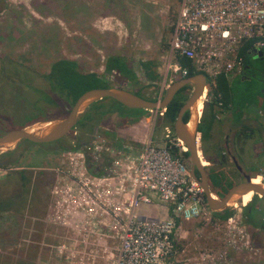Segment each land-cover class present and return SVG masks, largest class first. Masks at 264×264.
Returning a JSON list of instances; mask_svg holds the SVG:
<instances>
[{
  "label": "rangeland",
  "instance_id": "374dc122",
  "mask_svg": "<svg viewBox=\"0 0 264 264\" xmlns=\"http://www.w3.org/2000/svg\"><path fill=\"white\" fill-rule=\"evenodd\" d=\"M147 1L158 9L149 7L147 12L143 10V26L145 30L153 29L154 32L141 34L120 30L123 38L119 41L118 46L133 69L138 83L128 85L121 80L119 84L131 92H139L145 97H153L164 80L165 62L179 0ZM161 3L163 4L161 5ZM70 5L67 0H0V56L5 67L4 73L11 77L9 85L4 81L0 82V93L3 94V105H0L2 107L0 111L6 110L4 106H7L6 99L10 96L8 93L11 91L19 90L20 97L23 99L20 117L9 118L0 112V123L4 122L9 130L18 128L29 121L66 116L72 104L65 101L57 92L50 94L48 83L43 78V75L48 73L50 65L56 60H72L82 71L103 75L111 86L118 81L117 78L104 73L107 56L115 52L108 49L106 44L110 40L115 41L114 33L98 34L97 36L88 33L90 16L86 17L85 31L83 33L78 31L76 19L74 18L73 22H70V18L76 13ZM117 23L116 28L121 29L122 26L119 25L122 24L118 19ZM70 26H74V28H70ZM245 59L247 77L229 81L231 114H226L221 121L216 122L217 127L220 125L219 128H214L211 131L209 143H217L220 147L223 146L221 147L223 150L227 149L226 146L224 149L223 143L227 142L228 137L232 135V131L225 129L226 122L238 121L244 114H249L256 122L264 121V115L257 112L258 107L264 105V81L260 74V69L264 68V61L252 54H247ZM146 60L153 64L158 78L150 80L146 77L142 68V63ZM166 82L168 80H165ZM191 90L192 86L189 85L187 97ZM44 94H49V99L45 98ZM15 103L18 101L15 100ZM10 111L12 110L10 109ZM155 111L156 109H130L111 98H104L102 101L96 102L95 105H90L80 115L78 124L63 138L49 143H33L22 140L15 148L0 152V160L9 159L8 166L27 171L28 175L32 176V184L36 183L37 185L39 182L37 179L41 180V184L37 186L36 195L42 199L40 204L30 207L33 198L31 196L30 204L28 201V206L21 212L14 211L12 214L0 215V264L41 263V259L37 255V247H30L24 256V251L17 249V243L21 236L20 233L24 231L23 227L29 225L28 216L37 217L43 214L54 176L51 169L58 163L60 155L65 150H78L71 147H78L80 143L86 142V146L82 149L86 151L87 155H91L93 158L96 155L104 158L106 162L112 159L114 166L117 167L120 156H137L150 131L153 130L152 137L155 140L167 133L171 138L174 137L172 123L167 122L163 115H159V111L154 118ZM89 135L93 136L91 140ZM114 147L124 148V151L121 150L119 155H114L112 158V148ZM228 152L226 151L225 154L230 160L228 159L225 169L235 176L237 182H240L244 179L243 174H248V172L237 160V164L241 167L239 171L231 161ZM210 154L213 155L212 152ZM181 156L189 167L190 162L187 156L183 157L182 154ZM202 157L204 158L203 155ZM207 163L206 166L209 165V162ZM96 165L104 172L112 168V166L106 167L105 163ZM4 173L0 170V176ZM260 178L264 183V173L260 174ZM31 187L30 194H33L34 186ZM0 193L7 196L12 192L10 189H5ZM242 206L244 205L232 206L230 208L233 210L232 215L239 223L238 225L248 232L253 247L258 248L259 253L256 257L252 255L255 257L254 260H247V256L242 251L229 250V257L238 263L245 261L247 264H264V229L252 228L242 222ZM159 207L153 208L159 209ZM146 213L161 216L154 210L146 211ZM3 217L6 218L2 219ZM181 224V229L187 231L186 238L182 244H179L177 251L182 257L191 259L193 263L210 264L206 260H201V257L204 258L210 254L214 256V264L222 263L217 259L227 248L225 245L227 231L224 220L212 217L209 220H195ZM40 252L41 258L44 259L47 251L42 249Z\"/></svg>",
  "mask_w": 264,
  "mask_h": 264
},
{
  "label": "built area",
  "instance_id": "2783aa9c",
  "mask_svg": "<svg viewBox=\"0 0 264 264\" xmlns=\"http://www.w3.org/2000/svg\"><path fill=\"white\" fill-rule=\"evenodd\" d=\"M247 42L251 50L264 51V0H181L156 98L175 78L188 75L189 68L181 63L187 58L206 77L198 101L202 110L212 100L217 77L243 67L240 50ZM164 111L156 109L154 118ZM152 133L137 156H120L119 166L102 174L90 172L85 150H65L51 169L44 212L28 216L17 249L26 256L30 247H37L40 264H202L177 252L187 232L181 223L214 216L202 187L188 174L182 142L168 133L155 140ZM158 206L167 208L164 216L146 213ZM224 221L227 248L217 260L247 264L230 258L229 250L254 260L259 249L248 232L232 214ZM42 249L47 251L44 259ZM201 260L215 263L210 254Z\"/></svg>",
  "mask_w": 264,
  "mask_h": 264
},
{
  "label": "trees",
  "instance_id": "16d2710c",
  "mask_svg": "<svg viewBox=\"0 0 264 264\" xmlns=\"http://www.w3.org/2000/svg\"><path fill=\"white\" fill-rule=\"evenodd\" d=\"M251 53L250 42H247L240 50V55L243 57L244 63H246L245 56ZM181 63L184 66L189 68L188 75H194L198 72H195L191 65V61L187 58H182ZM142 68L146 77L150 80H154L158 78L157 73L153 69V64L151 62L142 63ZM104 73L106 75H111L112 77L117 78L118 80L114 87L126 88L124 86H120L119 82L122 80L125 83L134 84L138 83L136 75L129 65L127 59L120 55H110L106 58L104 63ZM47 83L49 84L52 91L59 93V95L70 104H73L77 97L83 93L84 91L96 88V87H110L111 85L108 83L107 78L103 75L94 73V72H85L78 68L76 62L68 59H59L52 63L50 67L49 73L45 76ZM189 85L184 86L180 89L176 95L174 96L171 103L165 108L163 113V118L167 120L169 123H173L176 114L182 105V103L187 99V90ZM127 89V88H126ZM230 85L226 80L225 75L221 74L217 77L216 87L213 91L212 100L209 102L208 106L206 105L201 113L200 122L198 124V131L200 133V149L204 158L209 162V165L206 166L207 176L210 184L211 192L218 198H222L225 194L235 185L237 181L235 176L225 169V166L228 163V156L225 154V150L221 148L217 143L210 144L211 138V129L213 123L216 121V114L219 112L217 109L218 102H222L219 108H223L230 102ZM135 93V92H134ZM144 98L156 100V95L153 97H145L139 92H137ZM136 93V94H137ZM137 94V95H138ZM45 98L49 99V96L46 95ZM264 100V99H263ZM102 101V100H101ZM100 101H97V103ZM96 102L92 105H95ZM120 104V103H119ZM124 109V108H121ZM125 110V109H124ZM143 110V109H139ZM258 110L264 111V105L258 107ZM138 111V110H137ZM48 119V118H42ZM183 119L185 121L188 120V113L184 114ZM34 120V119H33ZM40 120V119H38ZM36 121V120H34ZM34 121H29L21 126H25ZM20 126V127H21ZM248 136L247 133L244 134L246 138ZM246 139L243 141L244 144ZM72 149L78 147H71ZM242 150V146L240 147ZM213 153V155L210 154ZM183 157L187 156V151L182 153ZM87 161L89 165V170L95 174H102L103 171L95 165V160L91 157V155L87 156ZM207 163V162H206ZM208 164V163H207ZM251 172H249L251 177H260L257 176L261 174L256 165H252L250 167ZM20 181L21 186L25 189L23 190L22 200L23 201L19 207H16L14 211L21 212L24 208L28 206L29 198L32 196V204L29 205L32 207L33 205H38L41 203V197L36 195L37 186L41 184V180L37 179L36 183L32 184V176L25 174L24 171H20ZM34 186L32 189V193L30 194L31 186ZM253 195V196H252ZM252 197V198H251ZM249 199V201H248ZM248 201V203H247ZM31 201H29L30 204ZM243 203H247L241 208V218L242 222L248 224L252 228H257L259 230L264 229V198L258 197L256 194L248 195L243 201ZM240 205H243L242 203ZM232 209H227L222 212H212L214 217H217L221 220H226L231 214Z\"/></svg>",
  "mask_w": 264,
  "mask_h": 264
},
{
  "label": "water",
  "instance_id": "95a60500",
  "mask_svg": "<svg viewBox=\"0 0 264 264\" xmlns=\"http://www.w3.org/2000/svg\"><path fill=\"white\" fill-rule=\"evenodd\" d=\"M251 53L256 57L264 58V51L252 49ZM186 85H191L192 90L180 106L172 127L177 139L187 148V159L190 162L188 174L202 187L209 209L212 212H222L230 209L235 202L248 192H253L258 197L264 198V183H253L252 177L248 174H245L244 179L237 182L222 198L216 197L211 192L206 165H203L200 159V155H203L200 149V133L198 131L201 111H198L197 106L206 85V77L200 72L172 81L167 86L162 98L156 100L147 99L126 88L114 86L88 89L77 97L66 116L36 120L1 134L0 152L13 149L22 140H28L33 143H49L63 138L77 124L80 115L90 105L104 98H111L130 109L165 110L176 93ZM186 112L188 113L187 121L183 119ZM204 160L207 161L205 158ZM232 162L240 171L241 167L235 159L232 158Z\"/></svg>",
  "mask_w": 264,
  "mask_h": 264
},
{
  "label": "crops",
  "instance_id": "0c3cea01",
  "mask_svg": "<svg viewBox=\"0 0 264 264\" xmlns=\"http://www.w3.org/2000/svg\"><path fill=\"white\" fill-rule=\"evenodd\" d=\"M67 1H69V4H71L70 6L72 7V9L73 10L75 9L76 13L73 17L70 18L71 19L70 22H73L74 18L76 19V23H77L76 27L78 31L80 30V32L82 33L85 31L84 25L86 24V17L90 16V20L88 21L90 23V25H88L89 28L88 33H91V35L93 36H97L98 34L109 35L114 33L116 38L115 41L110 40L106 43L108 49L115 51L113 54L110 55H120L125 57L121 53V48L118 47L120 43L119 41L123 38L120 30L124 32L126 31L128 33L136 32L141 34L154 32L152 31L153 29L145 30V27L143 26V18H142V13L144 12L143 10L147 12L149 7L156 8L155 5H153L152 3H148L147 0H67ZM162 1L164 0H161V2ZM180 1L181 0L178 1V5L180 4ZM162 4L163 3H161V5ZM178 7L179 6H177V8ZM176 17H177V13H176ZM117 19L122 24L119 25L122 26L120 27L121 29H118V27L116 28V26L118 25ZM253 56L256 57L255 55ZM145 62H150V61L146 60ZM246 70H247V66L246 63H244L239 73L231 74L229 76L225 75V78L228 82L236 78L245 79L247 77V75L245 74L247 72ZM217 109L219 110V112H217L215 116L216 121L213 123L211 131H213L214 128H219L220 125H218L217 127L215 124L216 122L221 121L226 114L227 115L231 114L230 102H228L227 105L223 108H219L217 106ZM257 112H259V114L264 115V111L258 110ZM225 129L232 131L231 137H228L229 140L223 143L224 149L227 147V149H225V152L229 151L228 154L229 157H231V161L232 158L235 159L236 162L238 160V162L241 163L242 168L248 172V175H250L249 172H251L250 167H252V165H256V168H258L260 172L262 170L264 171V121L258 120L256 122V120L253 117H250L249 114H244L242 118L238 121L226 122ZM245 133L248 134L246 138L244 137ZM245 139H246L245 143L242 144ZM241 146H242V150H240ZM121 150L124 151V148L123 149L120 147L112 148V158L114 155H119V153L122 152ZM95 157L94 158L92 157L95 160L94 162L95 165L96 164L101 165L105 163L106 167H111V166L114 167V162L112 159L111 160L108 159L110 161L106 162L104 158H100L96 155ZM228 159L230 160V158ZM263 171L261 173H264ZM257 176H260V174ZM255 178H260V177H255ZM153 210L156 211V214L164 216L167 208L165 206H160L159 209L151 208L148 209L147 211L151 212Z\"/></svg>",
  "mask_w": 264,
  "mask_h": 264
},
{
  "label": "flooded vegetation",
  "instance_id": "af4514ba",
  "mask_svg": "<svg viewBox=\"0 0 264 264\" xmlns=\"http://www.w3.org/2000/svg\"><path fill=\"white\" fill-rule=\"evenodd\" d=\"M70 28H74V26H70ZM55 29V27H54ZM53 37V36H52ZM54 38V37H53ZM1 58V56H0ZM262 59V58H260ZM264 61V58L262 59ZM52 65V64H51ZM50 65V67H51ZM5 71V67L3 65L2 62V58H1V69H0V82L4 81L5 83H7L9 85V82L11 80V77L6 75V73H4ZM50 71V69H49ZM48 71V73H49ZM44 74L43 78L45 79V76L48 74ZM260 74H261V78L264 81V68L260 69ZM45 81H47L45 79ZM48 89L50 90V94H52L54 91L51 90L49 84H48ZM33 90V89H32ZM35 92H37L36 90H33ZM1 92V91H0ZM38 93H40L38 91ZM10 96L7 97L6 99V105L4 106L6 108V110L2 109V112L4 116L12 118V117H20V107H21V103L23 101V99H21L20 97V91L19 90H13L11 91V93H8ZM3 94L0 93V105H3ZM49 94H44V96H46ZM15 100L18 101V103H15ZM9 106H11V108H9ZM2 108V107H0ZM12 110L9 112V110ZM80 120H78L79 122ZM77 122V124H78ZM2 123V125H1ZM0 123V135L5 133L6 131L9 130V128H7L4 125V122ZM90 138V140L93 138V136H88ZM86 142L84 143H80L78 145L77 149H82L83 147H85ZM15 148V147H14ZM9 159H2L0 160V170L4 171L5 173L3 175L0 176V192H2L3 190L7 189V190H11L12 193H10V195L4 196L2 193H0V215L4 216L5 214H12L14 212V209L16 207H19L20 204L23 202L22 200V194H23V190L25 189L24 187L21 186V181H20V171H24L25 174H28L27 171L23 170V169H18V168H12L11 166H8L9 164ZM245 174H243L244 177ZM7 185V186H6ZM6 217H3L2 219H5Z\"/></svg>",
  "mask_w": 264,
  "mask_h": 264
},
{
  "label": "bare ground",
  "instance_id": "6f19581e",
  "mask_svg": "<svg viewBox=\"0 0 264 264\" xmlns=\"http://www.w3.org/2000/svg\"><path fill=\"white\" fill-rule=\"evenodd\" d=\"M198 111L200 112L201 111V108H202V103L201 102H199L198 103ZM89 108V107H88ZM182 149L183 150H186L187 148L185 147V145L182 143ZM200 159L202 160V164L203 165H205L206 163H205V160H204V158L202 157V155H200ZM256 177V176H255ZM254 178V177H253ZM252 178V182L253 183H261L262 181H261V179L260 178H255V179H253ZM250 194H253V192H248V193H246V194H244L237 202H235V206L236 205H240L241 203L243 204V205H246L247 203H248V201H247V203H243L242 201L248 196V195H250Z\"/></svg>",
  "mask_w": 264,
  "mask_h": 264
}]
</instances>
